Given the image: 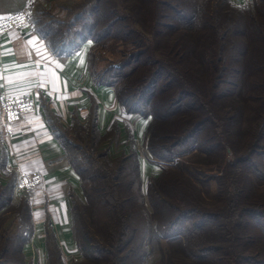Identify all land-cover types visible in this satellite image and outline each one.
Returning a JSON list of instances; mask_svg holds the SVG:
<instances>
[{
	"label": "trees",
	"instance_id": "16d2710c",
	"mask_svg": "<svg viewBox=\"0 0 264 264\" xmlns=\"http://www.w3.org/2000/svg\"><path fill=\"white\" fill-rule=\"evenodd\" d=\"M71 10L60 18L38 2L34 30L62 55L92 40V65L95 45H124L95 79L129 113L151 119L155 160L177 163L150 176L146 190L134 143L112 158L96 114L65 127L51 113L83 188L72 194L82 254L74 264L152 256L153 264H264V0H85ZM191 152L200 166L179 163ZM16 173L0 181V264H30L25 247L35 236L31 195L16 197ZM212 180L218 191L208 199ZM13 210L19 222L5 226ZM47 249L50 264H66L52 228Z\"/></svg>",
	"mask_w": 264,
	"mask_h": 264
},
{
	"label": "crops",
	"instance_id": "0c3cea01",
	"mask_svg": "<svg viewBox=\"0 0 264 264\" xmlns=\"http://www.w3.org/2000/svg\"><path fill=\"white\" fill-rule=\"evenodd\" d=\"M38 2L53 15L65 18L72 0H0V16L25 8L32 15ZM92 45L89 40L75 53L62 55L54 52L34 27L28 34L12 29L0 35V92L29 95L37 105L12 123L10 132L5 131L0 112V170L2 182L8 179L7 169L41 174V182L31 195L35 236L25 247L26 257H32L31 246L36 243L38 264H50L49 228L55 232L66 264L82 258L72 228V194L83 196L81 177L48 119L51 113L59 116L65 127H72L77 120L86 124L96 114L100 132L108 135L103 145L112 158L128 152L134 143L143 180L162 171L144 149L150 119L129 113L119 103L114 87L97 82L90 56ZM15 192L16 197L24 194Z\"/></svg>",
	"mask_w": 264,
	"mask_h": 264
},
{
	"label": "built area",
	"instance_id": "2783aa9c",
	"mask_svg": "<svg viewBox=\"0 0 264 264\" xmlns=\"http://www.w3.org/2000/svg\"><path fill=\"white\" fill-rule=\"evenodd\" d=\"M12 29L20 30L24 34L31 33L33 23L31 11L28 8L0 16V35ZM36 107L35 101L29 95L0 92V112L5 131L10 132L12 123L23 118L25 114L34 111ZM40 182L41 174L39 172H20L17 191L32 195Z\"/></svg>",
	"mask_w": 264,
	"mask_h": 264
},
{
	"label": "rangeland",
	"instance_id": "374dc122",
	"mask_svg": "<svg viewBox=\"0 0 264 264\" xmlns=\"http://www.w3.org/2000/svg\"><path fill=\"white\" fill-rule=\"evenodd\" d=\"M85 0H72V2H69L68 5L72 6V10H71V17H74V15L77 13V7L79 5V3L81 2H84ZM38 11V10H37ZM32 16L34 17H39L37 14H36V11L34 10V12H32ZM120 43H117V42H112V38L109 39V40H106V41H103L101 42L100 44H97L95 45V48H94V56H93V67H94V71L96 72H102L105 68H107L108 66H111L113 63H115V61H118L121 57H122V50L121 49H124L125 46L124 45H119ZM150 119V118H149ZM151 120V119H150ZM147 132H146V138H145V144H144V149H145V153H147L148 155V158L152 161H156L155 158L153 157V155L149 152L148 148H147ZM196 152V151H195ZM194 152V153H195ZM193 152L189 153V154H186L184 155L185 157H182L180 159V161L182 162H179L181 165L185 164V165H188L190 167H196V166H200L203 162H202V158L201 156L197 155V154H194ZM159 164H160V171L165 167V168H171L173 167L174 165L176 164H171V163H167V162H159L157 161ZM179 164V165H180ZM178 166V165H177ZM176 167V166H175ZM184 167V166H183ZM1 177H2V172L0 170V181H1ZM148 176H145V180H144V186H145V189L147 190V185H148ZM201 185V184H200ZM201 187H204L203 185H201ZM204 194L205 196L208 198V199H214L216 197V194H217V191H218V185H217V182L215 180H212L210 182V186L208 187H205L204 189ZM18 201V200H17ZM6 224L5 226L11 224L14 222V218H15V227L17 225V223L19 222L18 221V216L15 214L14 210L13 212H7L6 213ZM162 246L164 248V250H166L168 248V241L167 239H163L162 240ZM32 249L30 251V253H32V257H29L27 259V262H29L30 258L32 260V264H38V250L36 248V243L34 242L33 243V246H31ZM29 253V255H30ZM158 256H152L147 264H153L155 259L157 258ZM70 258V257H69ZM80 260V259H79ZM77 260V261H79ZM70 262L72 261L71 259L69 260Z\"/></svg>",
	"mask_w": 264,
	"mask_h": 264
}]
</instances>
